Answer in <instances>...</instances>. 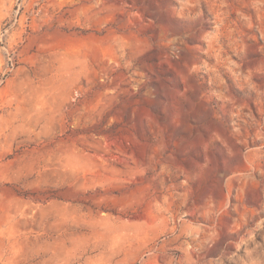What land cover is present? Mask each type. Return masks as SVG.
I'll use <instances>...</instances> for the list:
<instances>
[{
	"label": "rangeland",
	"instance_id": "rangeland-1",
	"mask_svg": "<svg viewBox=\"0 0 264 264\" xmlns=\"http://www.w3.org/2000/svg\"><path fill=\"white\" fill-rule=\"evenodd\" d=\"M0 264H264V0H0Z\"/></svg>",
	"mask_w": 264,
	"mask_h": 264
}]
</instances>
